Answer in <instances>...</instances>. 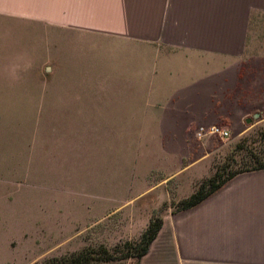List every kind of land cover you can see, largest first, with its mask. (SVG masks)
Instances as JSON below:
<instances>
[{
    "label": "rangeland",
    "instance_id": "1",
    "mask_svg": "<svg viewBox=\"0 0 264 264\" xmlns=\"http://www.w3.org/2000/svg\"><path fill=\"white\" fill-rule=\"evenodd\" d=\"M98 37L0 16V264L83 248L108 250L91 264H134L125 245L149 217L176 212L217 168L264 172L252 169L264 160L260 117L169 149V97H146L134 53Z\"/></svg>",
    "mask_w": 264,
    "mask_h": 264
},
{
    "label": "crops",
    "instance_id": "2",
    "mask_svg": "<svg viewBox=\"0 0 264 264\" xmlns=\"http://www.w3.org/2000/svg\"><path fill=\"white\" fill-rule=\"evenodd\" d=\"M0 16L96 33L134 53L130 77L144 74L146 97H169V149L197 126L228 136V125L264 118V43L253 40L264 37V0H0ZM226 181L162 218L136 264H264V172Z\"/></svg>",
    "mask_w": 264,
    "mask_h": 264
},
{
    "label": "trees",
    "instance_id": "3",
    "mask_svg": "<svg viewBox=\"0 0 264 264\" xmlns=\"http://www.w3.org/2000/svg\"><path fill=\"white\" fill-rule=\"evenodd\" d=\"M252 161L256 163V165L252 167L253 170L264 169V160L262 161L257 157H252ZM222 170V167L217 168L209 177L201 180L197 188L191 194L179 199L175 203L176 210L178 211L194 206L219 188L226 180L237 174V171L232 170L223 177L220 176ZM160 226L161 219L156 214L151 215L138 239L133 243H127L125 245L127 251L122 258L132 257L137 260L146 252L149 242L154 238ZM97 253H102L105 256L109 255L108 250L104 248H83L77 252H72L66 255L46 258L39 264H91L92 260H95L94 256ZM110 258L111 257H105L106 260H109Z\"/></svg>",
    "mask_w": 264,
    "mask_h": 264
},
{
    "label": "built area",
    "instance_id": "4",
    "mask_svg": "<svg viewBox=\"0 0 264 264\" xmlns=\"http://www.w3.org/2000/svg\"><path fill=\"white\" fill-rule=\"evenodd\" d=\"M194 134L198 139L207 136H221V137L227 136V132L216 125L197 126L194 131Z\"/></svg>",
    "mask_w": 264,
    "mask_h": 264
},
{
    "label": "water",
    "instance_id": "5",
    "mask_svg": "<svg viewBox=\"0 0 264 264\" xmlns=\"http://www.w3.org/2000/svg\"><path fill=\"white\" fill-rule=\"evenodd\" d=\"M253 117L256 118L257 117V114H253ZM245 122L249 123L250 122V119H246Z\"/></svg>",
    "mask_w": 264,
    "mask_h": 264
}]
</instances>
